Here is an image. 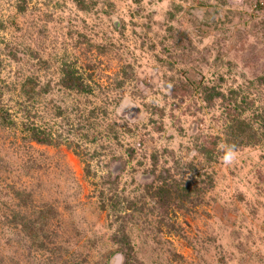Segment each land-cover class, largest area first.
<instances>
[{"label": "rangeland", "instance_id": "1", "mask_svg": "<svg viewBox=\"0 0 264 264\" xmlns=\"http://www.w3.org/2000/svg\"><path fill=\"white\" fill-rule=\"evenodd\" d=\"M263 80L264 0H0V264H264Z\"/></svg>", "mask_w": 264, "mask_h": 264}, {"label": "trees", "instance_id": "2", "mask_svg": "<svg viewBox=\"0 0 264 264\" xmlns=\"http://www.w3.org/2000/svg\"><path fill=\"white\" fill-rule=\"evenodd\" d=\"M61 85L67 90L76 91L78 93H90L91 91V87L89 84H87V81L85 80L84 76L71 64H66L63 67ZM203 92L205 94V101L209 103H213L216 98L224 97V93L222 91L214 90L209 86H206L205 89L203 88ZM237 96V91H231V97L226 106L228 116L232 122L230 126L231 136L233 140H236V142H233V145L235 147L239 145L249 144L253 140L255 142L260 141L257 133L258 129L255 128V125L245 119L240 118L239 115L236 113L237 108H241ZM259 118L262 119L261 126L264 129V118L263 116H259ZM28 130L31 132L33 139L37 142L43 144L53 143V138L51 137V135L47 134L46 132H41L39 127L29 126ZM215 145V141L209 144H203L200 147V153L206 156L207 159H211L212 156L215 154ZM154 160L158 161V158L154 156ZM209 178V183H211V186H213V177L209 175ZM158 181L160 182L157 184V186H151L149 193L157 201L159 206L163 209L169 208L171 203H173L179 197L184 200L192 196L193 185L191 181L186 182V180L181 179L179 183L175 177L172 178L171 176H167L165 174L164 176H158ZM124 236V239L118 238L117 240L119 243H123L125 245L129 243V239L126 234ZM123 253L125 257L124 264H133L135 261L133 254H131V252Z\"/></svg>", "mask_w": 264, "mask_h": 264}]
</instances>
